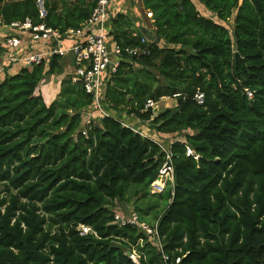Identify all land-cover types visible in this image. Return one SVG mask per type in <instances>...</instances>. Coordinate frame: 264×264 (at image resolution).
Instances as JSON below:
<instances>
[{"label": "trees", "instance_id": "16d2710c", "mask_svg": "<svg viewBox=\"0 0 264 264\" xmlns=\"http://www.w3.org/2000/svg\"><path fill=\"white\" fill-rule=\"evenodd\" d=\"M37 1L0 0V26L77 31L97 4L42 0L41 18ZM142 4L153 14L150 43L127 16L111 22L122 56L104 88L109 115L90 114L93 96L71 74L47 101L42 86L64 72L62 56L0 77V264H264V0ZM164 97L177 106L157 115L146 107ZM123 112L141 121L137 130ZM161 145L174 182L152 193ZM118 201L157 225L162 247L115 223Z\"/></svg>", "mask_w": 264, "mask_h": 264}, {"label": "built area", "instance_id": "2783aa9c", "mask_svg": "<svg viewBox=\"0 0 264 264\" xmlns=\"http://www.w3.org/2000/svg\"><path fill=\"white\" fill-rule=\"evenodd\" d=\"M113 0H97L96 7L91 18L80 30H68L61 33L58 30L47 27L44 24L33 25L29 20L25 23H13L9 26L13 33L5 36L3 44L6 50L4 58L6 62L0 67V77L8 69L31 68L48 60L53 55L62 57L72 56L74 62V71L71 74L72 81L80 82L86 93L93 96L92 106L89 107L90 114L98 110L102 115H109L104 105V94L106 84L110 77L115 73L121 63L122 51L116 44L112 45L109 36V14L110 6ZM40 17L46 16L44 3L38 0ZM147 17L152 18L153 14L147 11ZM73 39L71 44H66L68 40ZM42 43L41 51L23 50L25 42ZM143 43H150V40L143 39ZM130 54H147V49L133 48L128 50ZM248 96L252 98V93L248 91ZM196 99L199 104L204 102V94L198 93ZM154 102L148 101L146 107H153ZM126 126L137 130L135 126L123 122ZM165 152V162L160 168L157 182L173 183L174 167L169 147L162 146ZM186 155L194 156L198 159L195 151L186 146ZM115 223L120 226H139L142 228L152 240L162 247L160 235L157 225L150 226L144 222H140L138 215L132 212L130 215H124L120 212L114 215ZM79 230L82 235L92 232L87 226H80ZM134 261L137 259L130 256ZM167 260L168 257L164 256ZM180 258L176 260V264L180 263Z\"/></svg>", "mask_w": 264, "mask_h": 264}, {"label": "crops", "instance_id": "0c3cea01", "mask_svg": "<svg viewBox=\"0 0 264 264\" xmlns=\"http://www.w3.org/2000/svg\"><path fill=\"white\" fill-rule=\"evenodd\" d=\"M145 12V15L147 16V11L144 9L142 0H113L112 5L110 6V14H109V32L111 31V22L112 19L116 17L117 14H123L127 16L133 23V29H139L143 32H146V39L150 40V32H151V18H150V24L146 22V20L143 19L141 13ZM149 18V17H148ZM13 33V31L10 30L9 26L2 25L0 26V67L2 66L3 62H6V58H4V55L6 53L5 47L3 44L5 36ZM111 44L114 45V41L112 40V37H110ZM73 42V39L68 40L66 44H71ZM33 50V51H41L43 49L42 43H36V42H25L23 46V50ZM64 58V72L60 75H51L48 77L45 81L43 86H45V89L48 88V81L50 79H53L52 86L54 88L53 91L55 92L57 88H59L57 95L60 92V84L62 79L68 75L72 74L74 71V62L72 56L63 57ZM15 70V69H14ZM59 83V84H58ZM57 85V86H56ZM45 89L42 87V91L44 93ZM45 94V93H44ZM169 98V97H164ZM162 98V99H164ZM176 101V99H174ZM177 102V101H176ZM122 121L130 124L131 126H137L141 123L139 119H136L132 116H128L123 112ZM125 125V124H124ZM157 182V181H156ZM154 182V183H156ZM165 188V187H164ZM163 189V188H162ZM164 190V189H163ZM161 190V191H163ZM156 192H160L157 190Z\"/></svg>", "mask_w": 264, "mask_h": 264}, {"label": "rangeland", "instance_id": "374dc122", "mask_svg": "<svg viewBox=\"0 0 264 264\" xmlns=\"http://www.w3.org/2000/svg\"><path fill=\"white\" fill-rule=\"evenodd\" d=\"M196 5H197V8L199 9V11L203 14V15H205L206 17H210V18H213V15L210 13V12H208L205 8H204V6L203 5H201L199 2L198 3H196ZM235 14H236V10L234 11V13H233V17L231 18V20L226 24L227 26H228V28L229 29H232V26H233V18H234V16H235ZM141 15H142V17H143V19L144 20H146V22L148 23V24H150V18H148L146 15H145V12H143V13H141ZM54 80L53 79H50L49 81H48V88L47 89H45V86H42L43 87V89H45V91H44V95L46 96V99H47V101L48 102H56L57 100H58V95H57V93H58V90H59V88H57V90L54 92L53 91V89L52 88H54L53 86H52V82H53ZM59 84V83H58ZM57 86V85H56ZM177 106V102L173 99V98H164V99H161L158 103H155V105L152 107V109H153V112H154V114L155 115H157V114H159V113H161V112H163L165 109H167V108H171V109H173V108H175ZM119 118H122V117H119ZM90 122V120H89V118H88V120H87V123H89ZM149 128H151V127H149ZM182 138L183 137V135H180V136H178V138ZM159 183V182H158ZM163 184V189H164V187H166L165 186V183H162ZM155 184L153 183L152 184V187H151V190H152V193H157L156 191L158 190V189H156V187L154 186ZM162 189V190H163ZM160 192H162L161 190H160ZM6 194H7V191H6V187H5V185L3 184V183H0V200L2 199V198H4L5 196H6ZM133 210V206H126L125 204H122V203H120L119 201L117 202V208L115 209V212L116 213H118V212H120V213H124V215H129L130 214V212ZM132 256H134L136 259H137V255H136V253H135V251H134V253H133V255Z\"/></svg>", "mask_w": 264, "mask_h": 264}, {"label": "bare ground", "instance_id": "6f19581e", "mask_svg": "<svg viewBox=\"0 0 264 264\" xmlns=\"http://www.w3.org/2000/svg\"><path fill=\"white\" fill-rule=\"evenodd\" d=\"M154 184H155L154 186L156 187V189H158L159 191L162 190V188H163V184H162V182L159 181V183L156 182V183H154Z\"/></svg>", "mask_w": 264, "mask_h": 264}, {"label": "water", "instance_id": "95a60500", "mask_svg": "<svg viewBox=\"0 0 264 264\" xmlns=\"http://www.w3.org/2000/svg\"><path fill=\"white\" fill-rule=\"evenodd\" d=\"M154 41H155L156 43H159V42H160V38L156 37Z\"/></svg>", "mask_w": 264, "mask_h": 264}]
</instances>
